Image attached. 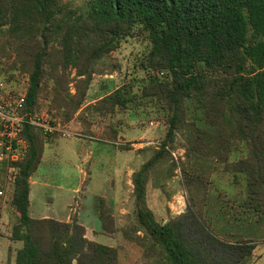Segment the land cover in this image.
I'll use <instances>...</instances> for the list:
<instances>
[{
    "label": "trees",
    "instance_id": "trees-1",
    "mask_svg": "<svg viewBox=\"0 0 264 264\" xmlns=\"http://www.w3.org/2000/svg\"><path fill=\"white\" fill-rule=\"evenodd\" d=\"M132 38L145 45L132 69L84 104L93 74H121L111 54ZM1 71L27 75L26 111L39 110L51 95L55 114L63 122L76 116L87 133L96 118L116 110L157 113L164 139L131 178L134 231L145 238L136 237L157 251V264H250L256 243L241 227L264 222V0H0ZM112 124L102 140L116 142L120 130ZM22 137V157L0 164V184L7 171L13 174L14 264H119L117 247L88 238L76 214L69 221L30 216L29 178L52 141L31 124L23 125ZM177 138L186 210L160 222L147 205L148 179ZM194 159L211 170L193 169ZM216 174L228 180L221 184ZM208 194L218 204L214 211ZM95 202L100 232L113 233L106 198ZM214 218L227 225L215 227ZM124 236L133 239L128 231Z\"/></svg>",
    "mask_w": 264,
    "mask_h": 264
},
{
    "label": "rangeland",
    "instance_id": "rangeland-1",
    "mask_svg": "<svg viewBox=\"0 0 264 264\" xmlns=\"http://www.w3.org/2000/svg\"><path fill=\"white\" fill-rule=\"evenodd\" d=\"M144 49L145 45L135 38L121 43L111 54L114 61L115 58L120 61L121 74L106 69L103 73L93 74L84 104L101 96L109 89L111 83L113 86L119 83L125 69H132V59H137ZM74 74L72 71L71 75ZM0 76L3 81L8 78L4 83L11 91H26V74L19 71H12V74L1 71ZM69 88L74 91L73 83L69 84ZM41 101L40 109L35 111L39 116V127H42L44 121L52 125L51 132H47L52 142L45 146L40 164L32 175L29 206L31 217L46 214L52 218H63L67 213L74 215L77 211V218L90 227L88 238L94 236L93 239L99 243L117 247L119 264H157L160 258L157 251L147 250L146 244L142 245L143 240L136 237L145 238L143 232L134 231L136 217L133 210L131 178L132 173L150 158L153 149L164 139L166 126L162 119L157 113L141 106L137 109H120L111 116L90 118L91 121L94 118L96 120L90 126V133H87L86 122L79 121L76 116L63 122V119L55 114L51 95ZM112 123L120 130L116 142L102 140L106 137L103 131ZM180 141L181 139L177 138L176 148L170 150L171 156L158 163L151 170L148 179L147 205L160 222H166L186 210V192L181 184L180 169V163L184 160V148ZM118 144L128 146L122 151L118 149ZM189 165L200 172L208 173L211 170L208 169L211 163L200 159L192 160ZM215 177H218L221 184L228 180L226 175L219 177L216 174ZM1 180L0 210L10 209L13 190L10 171H7V175ZM210 195L207 196L210 201L209 208L214 211L218 204L214 195ZM97 196L106 198L114 214L117 228L113 233L100 232V222L94 212ZM16 216L13 210H9L5 219L7 222L0 224V264H14V253L19 243L10 242L5 235L10 234L12 225L17 221ZM213 221V225L218 228L227 225L220 219L214 218ZM234 226L232 224L229 228L233 233L237 230ZM241 229L247 231L248 237L256 243L250 264H264L263 219L253 224L245 223ZM124 231H128L133 239L125 238Z\"/></svg>",
    "mask_w": 264,
    "mask_h": 264
},
{
    "label": "built area",
    "instance_id": "built-area-1",
    "mask_svg": "<svg viewBox=\"0 0 264 264\" xmlns=\"http://www.w3.org/2000/svg\"><path fill=\"white\" fill-rule=\"evenodd\" d=\"M0 79V164L18 161L25 152L27 143L22 137L24 124L39 127V116L24 109L25 92H14ZM45 133L51 132L52 125L44 121ZM13 174L10 171V179ZM2 194V190L0 191Z\"/></svg>",
    "mask_w": 264,
    "mask_h": 264
},
{
    "label": "crops",
    "instance_id": "crops-1",
    "mask_svg": "<svg viewBox=\"0 0 264 264\" xmlns=\"http://www.w3.org/2000/svg\"><path fill=\"white\" fill-rule=\"evenodd\" d=\"M119 151V150H118ZM87 161H88V159H87ZM29 183H30V190H29V206H30V197H31V192H32V184H33V181H32V175L30 176V178H29ZM50 202H52L51 201V199L49 200ZM69 207V206H68ZM70 209V208H69ZM9 210H13L12 208H10V209H1L0 210V213H1V220H0V224H3V222H7V220H5L6 218H7V215H8V213H9ZM95 212V211H94ZM15 214H16V212H15ZM29 214H30V211H29ZM76 216L77 215H79V213L76 211ZM17 216H16V220H17V217H18V214H16ZM30 216H31V214H30ZM70 216H71V214H69V213H67L63 218H55V219H57V220H62V221H69V219H70ZM43 217H49V216H47L46 214H44V215H39L38 217H34V218H43ZM50 218H52V217H50ZM15 220V221H16ZM79 220V222L81 223V224H83L84 226H85V228H86V236H87V233H88V228H90L89 227V225L88 224H85L82 220H80V219H78ZM14 221V222H15ZM97 231V230H96ZM96 231H94V233L96 234ZM8 235V234H7ZM7 235H5V237L9 240V238H8V236ZM2 235H0V237H1ZM4 236V235H3ZM94 238V236L92 237V238H90V239H93ZM10 241V240H9ZM11 242V241H10ZM13 243V242H12ZM16 244V243H15Z\"/></svg>",
    "mask_w": 264,
    "mask_h": 264
}]
</instances>
